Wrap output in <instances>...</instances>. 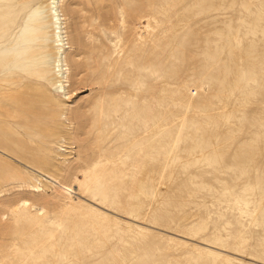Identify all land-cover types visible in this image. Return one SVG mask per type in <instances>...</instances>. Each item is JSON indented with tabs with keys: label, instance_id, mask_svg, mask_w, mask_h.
<instances>
[{
	"label": "rangeland",
	"instance_id": "1",
	"mask_svg": "<svg viewBox=\"0 0 264 264\" xmlns=\"http://www.w3.org/2000/svg\"><path fill=\"white\" fill-rule=\"evenodd\" d=\"M50 1L0 0V264H264V0Z\"/></svg>",
	"mask_w": 264,
	"mask_h": 264
},
{
	"label": "bare ground",
	"instance_id": "2",
	"mask_svg": "<svg viewBox=\"0 0 264 264\" xmlns=\"http://www.w3.org/2000/svg\"><path fill=\"white\" fill-rule=\"evenodd\" d=\"M50 3V11H53V17L55 16H58L56 13V8H55V0H52L49 2ZM56 22H53V25H55L54 28H57V29H60V21H59V17H56ZM58 20V21H57ZM148 24H145L143 27L146 29L148 28ZM54 42H57V48L56 50L54 51L53 53V56L51 58V65L53 67V71L55 72L56 71H60L61 68H62V59H61V56H60V53H59V50H60V47L63 45V38H62V35H61V30H58L57 32H54ZM60 77V76H59ZM56 78V76H55ZM58 82V83H57ZM59 79L55 81L56 85L59 87V88H63V85L61 83ZM59 187L63 190V197L68 201L66 203V206L68 207H71V208H75V207H78V204H79V201L80 199L75 196V190L73 189L72 186H68V185H60L58 184ZM30 207H34V205H31L30 202H28L27 200H20L13 208V212L15 214H17L19 211H28ZM35 210H36V213L38 214H42L43 213V208L42 207H34Z\"/></svg>",
	"mask_w": 264,
	"mask_h": 264
}]
</instances>
